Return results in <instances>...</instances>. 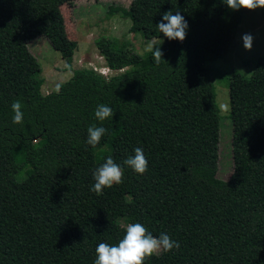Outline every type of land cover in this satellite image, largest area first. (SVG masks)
I'll list each match as a JSON object with an SVG mask.
<instances>
[{"label":"trees","instance_id":"1","mask_svg":"<svg viewBox=\"0 0 264 264\" xmlns=\"http://www.w3.org/2000/svg\"><path fill=\"white\" fill-rule=\"evenodd\" d=\"M71 0H0V264H94L95 248L115 245L122 218L179 249L144 264H264V55L248 76L227 82L233 171L217 176L220 114L206 60L224 54L242 17L222 0H130L121 10L129 30L163 52H135L115 37L94 44L109 77L73 68L77 42L66 32L61 6ZM167 11L188 21L186 38L169 40L156 27ZM46 38L72 69L57 90L44 81L28 48ZM22 103L23 122L11 105ZM105 104L113 117L96 120ZM107 129L96 147L87 129ZM141 147L148 169L123 165ZM111 156L123 182L91 191L93 172ZM126 197V200L118 202Z\"/></svg>","mask_w":264,"mask_h":264},{"label":"rangeland","instance_id":"2","mask_svg":"<svg viewBox=\"0 0 264 264\" xmlns=\"http://www.w3.org/2000/svg\"><path fill=\"white\" fill-rule=\"evenodd\" d=\"M129 4L130 0H71L61 6L67 35L77 42L72 69L90 67L106 77L130 69L126 67L112 70L106 66L104 58L98 53L94 44L100 36L118 38L120 42H124L140 54L146 52L150 44L161 41L159 38L147 39L138 32H131L130 20L122 15L121 10L113 13L109 11L110 7L127 8ZM245 33H250L254 37L251 50H246L243 46L242 35ZM28 48L37 58L42 69L41 75L44 78L41 85L42 93L57 90L61 82L71 77L73 70L67 68L66 61L46 38L35 37L28 43ZM261 55H264V8L245 13L229 48L222 56L205 62L215 87L220 114L217 176L221 179H228L233 171L230 103L227 82L221 77L233 70L248 76ZM126 199L123 197L118 202ZM126 225L125 219L122 218L115 224L114 229L116 232H123Z\"/></svg>","mask_w":264,"mask_h":264},{"label":"clouds","instance_id":"3","mask_svg":"<svg viewBox=\"0 0 264 264\" xmlns=\"http://www.w3.org/2000/svg\"><path fill=\"white\" fill-rule=\"evenodd\" d=\"M228 8L239 10L241 8L250 11L258 8H264V0H222ZM159 33H163L169 40H180L186 38L189 28L188 21L177 11L173 14L172 11H167L163 14L162 20L156 24ZM243 46L246 50H251L253 47L254 37L250 33L242 35ZM146 51L151 52L154 60L159 63L163 57V52L155 44H150ZM14 113L12 121L15 124L23 122L22 103L16 100L11 105ZM113 109L105 104H99L95 109V118L103 122L109 117H113ZM87 144L96 147L102 137L107 133V129L103 126L93 124L87 129ZM134 156H129L123 161V165L131 168L139 174H143L148 169V160L141 147L135 148ZM123 169L121 164H118L109 156L93 172L94 185L91 191L97 195H102L103 190L111 188L114 184L123 182ZM178 241L173 240L168 234L161 233L155 236L148 232L146 227L137 223H128L126 225L125 234L117 244L111 245L105 242L99 243L95 248L96 258L94 264H144V261L153 256L159 255L161 252L171 251L173 248L179 249Z\"/></svg>","mask_w":264,"mask_h":264}]
</instances>
